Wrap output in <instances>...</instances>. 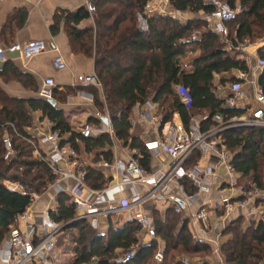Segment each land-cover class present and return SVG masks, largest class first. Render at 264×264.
<instances>
[{
	"label": "trees",
	"instance_id": "trees-1",
	"mask_svg": "<svg viewBox=\"0 0 264 264\" xmlns=\"http://www.w3.org/2000/svg\"><path fill=\"white\" fill-rule=\"evenodd\" d=\"M146 1L86 0L87 6L81 5L73 10L58 7L48 26L50 34H56L59 29L64 32L72 51L92 57L93 71L100 82V90L95 86L85 88L91 94L93 106L103 112L105 105L114 136L129 147L137 148L141 154L139 162L145 167L148 152L138 137L129 134L128 118L134 105L151 99L160 106V123L170 120L173 113H177L184 127L191 115L206 114L202 122L205 128L211 124L213 113L226 120L243 112L242 108L223 105V98L214 93L212 73L247 70L243 61L222 48L215 35L202 30L203 22L198 19L180 23L166 15H151L145 18L146 29H139L136 14ZM171 1L175 8L190 12H209L212 9L202 0ZM224 1L230 7L239 6L235 19L229 23L237 39L261 38L264 34V0ZM25 18L26 10L23 7L13 8L6 15L0 28L3 46L13 43L9 39L15 29L24 24ZM194 29H200V34L195 39H189ZM258 52L260 58H264V50ZM10 80L35 94L16 96L8 94L0 86V241L30 203L29 193H42L54 178L46 164L31 155V145L24 139L31 136L25 128L31 125L34 111H39L41 117L52 122L51 128L61 133L60 144L67 143L76 148V142L80 141L84 150L89 151L111 143L104 134L82 137L73 131L63 110L36 94L38 86L35 78L7 59L0 65V82ZM225 80L219 78L221 84ZM229 80L234 81L236 78L232 76ZM176 84L188 89L192 99L188 108L183 106L174 92ZM257 84L264 93V67L257 77ZM57 88L52 89L55 102H63L75 89L71 85ZM88 120L94 123L98 121L92 117ZM6 122L11 126L5 125ZM5 132L10 138L12 149V154L6 159L3 158L5 148L2 142ZM218 135L224 147L235 150L229 164L238 175V182L262 187L264 126H232L223 129ZM105 157H108L107 151ZM198 158V152H193L185 166L195 163ZM85 180L93 187L102 184L100 173L92 168L87 170ZM4 181L18 182L25 194L8 190ZM182 182L185 191L191 193L193 187L189 181L183 179ZM261 201L264 203V198L258 200ZM73 215V205L67 195L59 193L55 209L49 211L48 216L56 223H66ZM151 215L155 234L164 246L161 262L155 263L152 259L156 246L154 239L145 243L137 242L135 233L138 225L134 220H126L116 227L108 223L105 234L100 235L86 220L78 219L62 228V231L75 230L70 238L68 252L71 259L68 264H182L176 257L179 253L203 256L209 252L207 244L192 242L187 218H182L169 207L162 216L153 208ZM241 223L240 217L233 218L222 232L229 235L220 245L222 263L264 264V224L258 222L243 227ZM134 246L135 252L126 262L114 261L116 253Z\"/></svg>",
	"mask_w": 264,
	"mask_h": 264
},
{
	"label": "built area",
	"instance_id": "built-area-1",
	"mask_svg": "<svg viewBox=\"0 0 264 264\" xmlns=\"http://www.w3.org/2000/svg\"><path fill=\"white\" fill-rule=\"evenodd\" d=\"M212 7L209 12L198 10H180L174 7L171 0H147L142 10L136 14V24L141 30L146 29L145 18L151 15H166L173 20L183 23L188 17L203 22L202 30H206L217 37L218 42L226 52H246L247 45L237 39L235 30L230 28L239 11V6L230 7L224 0H202ZM190 15V16H189ZM200 29L192 30L189 39H195L200 34ZM46 49L42 39H30L24 43L13 42L7 46H0V64L7 60L8 54H17L22 60H29ZM54 55L51 65L55 70L66 68V63L61 53L53 48ZM248 61V57L245 56ZM264 67V58L255 57L254 63L249 66L251 78L248 83L252 86L254 105L248 107L239 115L223 120L217 113L211 115V124L202 127L206 114L191 115L186 127L180 119L171 118L162 122L158 128L155 139L143 142V146L150 155L163 154V160L155 168H147L139 162L141 154L137 148L128 147L126 159L103 158L93 163L92 168L105 170L102 184L93 187L87 184L85 174L91 167L78 158L76 148L70 144H60L61 133L52 129V122L45 121V128L38 130L37 135L24 138L31 145V155L46 164L54 175L40 194L29 193L30 203L17 216L16 222L9 227L5 237L0 241V264H65L69 259L67 251L71 245L69 231L61 238L62 228L75 220H86L87 224L98 234L104 235L107 224L119 219L134 220L138 225L135 233L138 243L154 239L156 246L152 259L159 263L163 256V242L155 234L151 213L143 210V204L150 206L169 207L174 213L188 219L190 238L194 243H205L209 252L203 256L178 257L182 264H222L220 244L213 238L219 237L230 221L229 215L233 211L246 209L254 217L263 214L262 207L256 203L257 199L264 198V187L255 184L242 186L237 184V174L232 170L229 162L231 151L221 144L219 133L232 126L257 127L264 126V93L256 84V69ZM246 71L239 70L237 79L229 81L223 86L213 85L214 91L223 88L226 94L222 97L224 106L238 107L244 98L242 89L246 81ZM215 73H212V77ZM71 86H95L100 90V82L94 71L89 74L71 75ZM55 87L50 77L44 78L39 84L36 94L45 99H52V89ZM179 101L185 108L191 104V96L186 87L176 84L173 87ZM215 93V92H214ZM101 94V91H100ZM101 99L103 101L102 95ZM103 112L96 110L93 113L97 122L83 121L78 128L82 137H96L107 135L110 141L114 132L110 125L109 116L103 104ZM133 114L129 116L130 125L143 120L154 119L149 115L147 102L136 104L132 108ZM107 118L103 123L101 117ZM5 125H10L8 122ZM11 126V125H10ZM6 159L12 154L10 138L5 132L2 136ZM229 151V152H228ZM198 152L199 157L213 154L217 157L226 172L223 181L224 187L230 191L237 189L235 194L198 200L199 193L204 186H210V177L213 175L212 167L200 166L196 162L185 166L187 158ZM94 169V170H95ZM181 173L178 174V170ZM189 181L193 187L191 193L184 189L182 180ZM8 190L25 194L22 186L15 181H4ZM128 190L127 195H120ZM59 193L67 195L73 205V218L66 223H56L49 216V221L54 227L43 221V216L55 209L56 196ZM195 202L193 209L190 206ZM37 203L39 210L33 205ZM133 214H128V211ZM19 223L21 226H18ZM213 236V237H212ZM145 240V241H144ZM215 241V242H214ZM135 252V246L126 251L116 253L114 261L126 262Z\"/></svg>",
	"mask_w": 264,
	"mask_h": 264
},
{
	"label": "crops",
	"instance_id": "crops-1",
	"mask_svg": "<svg viewBox=\"0 0 264 264\" xmlns=\"http://www.w3.org/2000/svg\"><path fill=\"white\" fill-rule=\"evenodd\" d=\"M40 2H42V4L40 5V3H38V1L36 0H0V28L2 26V24L5 21L6 15L13 9L16 7H23L26 10V18H25V22L24 24L20 27L15 29L12 37L9 39L12 42H16V43H24L30 39H42L46 45L48 46V49L45 50L46 51V55H47V59H46V63H44L45 67L48 68H53L51 65V59L54 55V50L53 48H56L62 55V57L64 58L62 52L66 53L67 58H69L68 60H73L76 59L78 57H84L85 55H83L82 53L79 52H74L70 49L69 47V43H68V39L66 37V35L64 34V32L59 29L58 32L56 34H50L49 30H48V26L51 23V16L54 12V10L58 7L60 8H66L68 10H73L75 8H77L78 6L81 5H85L86 4V0H40ZM25 3H28L25 4ZM34 13L36 16H39L40 19L42 20V22L45 25V33L44 35H46L48 38H40V34L36 35V36H30L31 38H27L24 39L23 37H21V32H22V28L25 26V23L27 21V19L29 18V16ZM190 16V15H189ZM188 19H194L192 17H188ZM3 40L0 39V46H3ZM259 50L263 51L264 50V38H259L256 39V42H253L252 44H248L247 45V51L246 52H230L231 54L235 55L236 58L240 59L241 61L244 62L245 67H246V81L243 82L242 85V89L244 92V98L241 101V106H238V108H242L243 112L248 108L254 105V100H253V89L251 84L248 83V79L251 78V74L249 72V66L251 64L254 63L255 57H260L259 55ZM44 51V52H45ZM43 52V53H44ZM41 53V54H43ZM39 54V55H41ZM39 55L30 58L29 60H26V66L23 67L22 65L24 64L22 62V59L18 57V55H16L14 58H7L9 60H11L14 65L22 70L25 71L27 73H30L36 81V85L39 86V84L41 83V81L46 78V77H50L53 80V76H52V72H50L49 70H47L46 68H43V73L42 76L40 75L39 77L37 76L39 74L38 69L39 66L33 65L32 66V61H34ZM245 56L248 57V61L245 59ZM85 58H88L89 60V64L90 66V72L93 71V59L90 56H85ZM32 60V61H31ZM64 61L66 63V69L71 77V75L74 74V70H71V68L69 69L68 65H67V61L64 58ZM34 63V62H33ZM2 64V63H1ZM0 64V65H1ZM46 69V70H45ZM53 70H55L53 68ZM63 70V69H61ZM56 71V70H55ZM262 68L261 69H256V73H255V79H256V84H257V77L258 75L261 73ZM89 72V73H90ZM239 70L237 69H232L229 72H224L222 74H216L213 76L212 78V84L214 86L219 85L220 87L227 84L229 81H233V80H229V78H231L232 76L235 77L237 79V75H238ZM39 78L38 82L36 80V78ZM223 77L225 80L224 83H220L219 82V78ZM72 81V79H71ZM53 83L54 82L53 80ZM58 83V82H57ZM258 85V84H257ZM0 86L8 93V94H12V95H16V96H29L32 94H35V92H32L30 90L24 89L20 86L19 83L10 80L7 82H0ZM62 86L64 85H55V87H58L57 89H61ZM92 86V85H89ZM77 86H74L73 88H75L73 90L72 93L68 94L63 102H55V105L60 107L64 114L65 117L69 123V125L71 126V129L75 132L78 133V128L79 125L87 120L88 118L93 117V113L94 111H96L97 109L93 106V101H92V97L91 94L86 90L85 87H79L77 88ZM85 88V89H84ZM215 94L216 96L222 98L225 94L226 91L223 88H216L215 89ZM145 102H147L148 104V109H149V115L152 116L154 119L152 120H140L135 122L134 125H130L129 128V134L132 136H136L138 137V139L143 143L145 141L148 140H152L157 138L158 136V128L160 123V115H159V110H160V106L157 102L151 101V99L146 100ZM67 106V109H63V106ZM89 107L91 108V111H83V108ZM75 110L74 112L76 113H71L72 110ZM131 113L133 114V111L131 110ZM130 113V115H131ZM129 115V116H130ZM78 116V117H77ZM173 119H179L177 113H173L172 117ZM47 119L44 117H41V114L39 111H34L32 113V122L31 125L28 128H25V130L32 136V135H37L38 134V130L36 129H43L45 128L44 124L45 121ZM91 122V121H90ZM77 147H76V151L78 154V158L80 160H82L83 162H85L88 167L92 168V164L93 163H97V161L103 159V158H108V159H113V158H118V159H126L128 157V145L122 143L121 140L114 138L111 140L110 145H103L102 147H96L93 148L89 151L84 150L83 144L80 141L76 142ZM231 151V155L233 153V151H235L234 149H229ZM107 151L108 153V157H105V152ZM163 154L159 155V156H153L150 155L148 153V159H147V168H155L157 167L161 160H163ZM196 163L200 166H205L208 165L210 167H212L213 169V175L210 177V182L211 185L210 186H204V189L201 193H199L198 196V200H202V199H209V198H217L223 195H226L227 193H232L235 194L238 192L237 189H233V190H229L228 188L224 187V183L223 181L226 178V172L223 169L222 164L220 163V161L217 159V157L213 154H205L203 156H200L197 160ZM95 169V168H92ZM96 171H98V173H100L101 175V179L103 181L104 178V173L105 170L102 168L99 169H95ZM238 177V175H237ZM240 182H238L237 180V184L238 185H242L245 186L244 184H239ZM262 187H264V179H263V185ZM128 194V190H126L124 193L120 194V195H127ZM257 199L256 203H259V206L262 207L263 210V214L259 217H254L253 215L247 213L246 209H242L241 211H233L230 213L229 218L230 220L236 217H240L241 218V225L243 227L248 226L249 224H257L258 222H261L264 224V203L258 202ZM148 206L149 203H145L143 204V210L144 211H148ZM195 206V202L190 206V209H193V207ZM34 210L38 211L39 210V205L37 203H35L33 205ZM157 213L159 215L162 216L164 210L166 209L163 206H156L153 207ZM128 214H133V211H128ZM112 226L116 227L121 225L123 222L120 221L119 219H115L114 221L111 222ZM18 226H21L19 223H17ZM69 233L72 235L75 234V230L74 229H68ZM65 231H62V233H64ZM223 232V231H222ZM213 237V236H212ZM229 238V235L227 234H221L219 237L213 238L216 242H218L220 245L222 243H224L227 239ZM145 241V240H144ZM214 241V242H215ZM145 243V242H143ZM67 254L64 255V257L66 259H71V254L70 252H67Z\"/></svg>",
	"mask_w": 264,
	"mask_h": 264
},
{
	"label": "rangeland",
	"instance_id": "rangeland-1",
	"mask_svg": "<svg viewBox=\"0 0 264 264\" xmlns=\"http://www.w3.org/2000/svg\"><path fill=\"white\" fill-rule=\"evenodd\" d=\"M30 1H32V0H30ZM36 1H38V3H40V5L42 4V2H40V0H36ZM25 4L28 5V3H25ZM85 5L87 6V3ZM87 21L91 22L90 20H87ZM230 28H232V27H230ZM45 31H46L45 30V25L42 22V20L40 19V17L36 16L34 13H32L29 16V18L27 19V21L25 23V26L22 28L21 37H23L24 39H27V38H31L32 36H36V35L40 34V38H48L46 35H44ZM261 37L264 38V34ZM241 41H243L244 44L248 45V44H252L253 42H256V39H254V38L253 39H243ZM47 49H48V46L46 45V49L45 50H47ZM62 54H63L65 60L67 61V65H68L69 69L71 68V70H74V75L89 74L91 65L89 64V61H88L89 59L88 58H85V56H84V57H78V58L73 59V60H68L69 58H67L66 53L62 52ZM16 55L17 54H8L7 58H9V59L10 58H14ZM46 59H47V55H46V51H45L43 54L39 55L34 61L31 60L32 61V63H31L32 66L33 65L39 66V69H38L39 74L37 76L38 77L40 75L42 76V73L44 71L43 68H46L47 70L52 72L53 80H54V82H56V83H54V85H56V84L57 85L58 84L59 85H71L72 81H71V77H70L68 71L66 69L56 70L55 71V70H53V68L45 67L44 63H46ZM22 62L24 63L22 66L25 67L27 61L26 60H22ZM38 77L36 78L37 82L39 80ZM62 108L63 109H67L68 107L65 105ZM74 111L75 110L73 109L71 111V113H76L78 110L76 112H74ZM83 111H91V108H89V107L83 108L82 112ZM159 115L161 116V112H159ZM177 172H178V174L181 173V169H179ZM239 184H243V182H240ZM246 185L247 184H245V186ZM148 209H149V212L151 213V210H153V207L152 206H148ZM43 221L47 225H49L51 227H54V223H51L49 221L47 213L43 216ZM67 232H68V230H66L64 233H62L60 235V239H59L60 245H62L61 243H63L61 238L64 237ZM176 257L177 258L178 257H187V255L184 254V253H179ZM68 262L69 261H67L65 264H68Z\"/></svg>",
	"mask_w": 264,
	"mask_h": 264
},
{
	"label": "water",
	"instance_id": "water-1",
	"mask_svg": "<svg viewBox=\"0 0 264 264\" xmlns=\"http://www.w3.org/2000/svg\"><path fill=\"white\" fill-rule=\"evenodd\" d=\"M48 102H49L51 105H53V106H54V104H55V101H54L53 99H48ZM101 121H102L103 123H107V122H108L107 118L104 117V116L101 117ZM67 225H68V224H66L64 227H67Z\"/></svg>",
	"mask_w": 264,
	"mask_h": 264
}]
</instances>
